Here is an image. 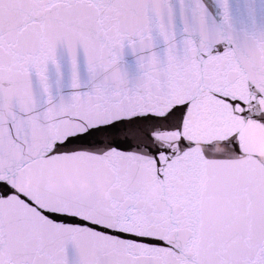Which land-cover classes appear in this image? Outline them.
Here are the masks:
<instances>
[{
	"label": "snow or ice",
	"instance_id": "6c2138e0",
	"mask_svg": "<svg viewBox=\"0 0 264 264\" xmlns=\"http://www.w3.org/2000/svg\"><path fill=\"white\" fill-rule=\"evenodd\" d=\"M264 0H0V264H264Z\"/></svg>",
	"mask_w": 264,
	"mask_h": 264
},
{
	"label": "water",
	"instance_id": "95a60500",
	"mask_svg": "<svg viewBox=\"0 0 264 264\" xmlns=\"http://www.w3.org/2000/svg\"><path fill=\"white\" fill-rule=\"evenodd\" d=\"M253 144L255 145V150L264 156V133H257L253 137Z\"/></svg>",
	"mask_w": 264,
	"mask_h": 264
}]
</instances>
